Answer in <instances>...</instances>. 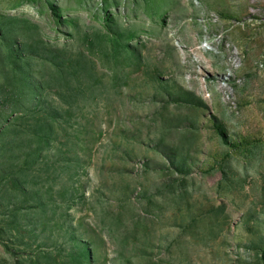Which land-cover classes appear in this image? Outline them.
I'll return each mask as SVG.
<instances>
[{
	"label": "rangeland",
	"instance_id": "rangeland-1",
	"mask_svg": "<svg viewBox=\"0 0 264 264\" xmlns=\"http://www.w3.org/2000/svg\"><path fill=\"white\" fill-rule=\"evenodd\" d=\"M0 264H264V0H0Z\"/></svg>",
	"mask_w": 264,
	"mask_h": 264
}]
</instances>
